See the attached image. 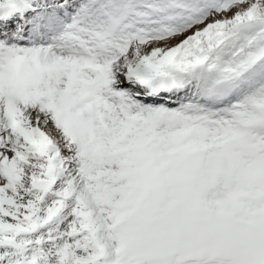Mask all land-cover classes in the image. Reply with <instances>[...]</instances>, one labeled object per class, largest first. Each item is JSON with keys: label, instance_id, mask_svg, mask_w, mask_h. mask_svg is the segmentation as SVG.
<instances>
[{"label": "snow or ice", "instance_id": "6c2138e0", "mask_svg": "<svg viewBox=\"0 0 264 264\" xmlns=\"http://www.w3.org/2000/svg\"><path fill=\"white\" fill-rule=\"evenodd\" d=\"M0 264H264V0H0Z\"/></svg>", "mask_w": 264, "mask_h": 264}]
</instances>
